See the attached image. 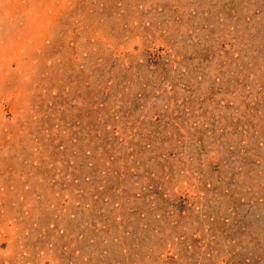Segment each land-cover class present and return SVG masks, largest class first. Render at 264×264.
<instances>
[{
    "label": "rangeland",
    "instance_id": "374dc122",
    "mask_svg": "<svg viewBox=\"0 0 264 264\" xmlns=\"http://www.w3.org/2000/svg\"><path fill=\"white\" fill-rule=\"evenodd\" d=\"M0 264H264V0H0Z\"/></svg>",
    "mask_w": 264,
    "mask_h": 264
}]
</instances>
